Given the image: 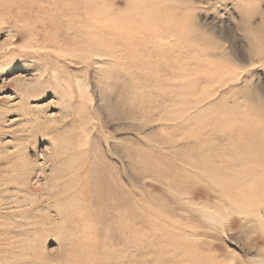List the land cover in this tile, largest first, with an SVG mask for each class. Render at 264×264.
<instances>
[{
	"label": "rangeland",
	"instance_id": "374dc122",
	"mask_svg": "<svg viewBox=\"0 0 264 264\" xmlns=\"http://www.w3.org/2000/svg\"><path fill=\"white\" fill-rule=\"evenodd\" d=\"M0 264H264V0H0Z\"/></svg>",
	"mask_w": 264,
	"mask_h": 264
}]
</instances>
